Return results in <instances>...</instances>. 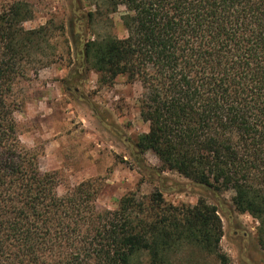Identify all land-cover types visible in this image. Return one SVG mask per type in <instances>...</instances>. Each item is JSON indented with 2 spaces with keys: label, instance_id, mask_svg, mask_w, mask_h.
<instances>
[{
  "label": "trees",
  "instance_id": "1",
  "mask_svg": "<svg viewBox=\"0 0 264 264\" xmlns=\"http://www.w3.org/2000/svg\"><path fill=\"white\" fill-rule=\"evenodd\" d=\"M98 1L89 25L108 2L113 12L125 7L126 34L72 37L74 70L106 86L122 75L140 83L148 131L131 144L136 164L151 151L196 185L232 191L233 210L257 217L264 234V0ZM20 10L0 11V264H166L165 253L186 240L229 264L218 208L203 199L172 205L137 189L100 209L92 180L57 194L56 173L40 170L14 118V83L32 50L40 55L44 32L25 30Z\"/></svg>",
  "mask_w": 264,
  "mask_h": 264
},
{
  "label": "rangeland",
  "instance_id": "2",
  "mask_svg": "<svg viewBox=\"0 0 264 264\" xmlns=\"http://www.w3.org/2000/svg\"><path fill=\"white\" fill-rule=\"evenodd\" d=\"M97 1L0 0V11L15 4L21 6V15L25 17L21 26L25 30L41 28L44 31L39 41L40 55L32 50L33 61L13 86V100L17 105L14 118L21 142L38 154L42 172L56 173L58 195L92 180L98 187L96 205L100 209H116L123 195L137 189L145 197L159 193L172 205L194 206L203 199L218 208L223 231L220 249L228 263L264 264L260 220L250 213L233 210L232 191L215 194L196 185L165 168L151 151L142 155L143 168L136 164L131 144L148 131V124L139 114L140 83H131L122 75L106 86L98 82L93 71L79 68L75 72L77 49L72 37L92 40L96 32L119 38L126 34L120 21L125 7L119 6L113 12L108 2H102V16L95 17V23L89 25L86 13L94 10ZM71 69L73 75L69 74ZM64 84L71 89L69 93L64 90ZM58 87L73 111L69 119L72 123L58 126V140L51 141L53 136L48 134L55 132L52 118L41 117L40 111L33 113L30 104L39 106V100L52 92L58 95ZM50 99L55 102L54 98ZM165 256L166 264H220L214 255L196 249L187 240L171 248ZM137 260L145 262L147 254H138Z\"/></svg>",
  "mask_w": 264,
  "mask_h": 264
},
{
  "label": "crops",
  "instance_id": "3",
  "mask_svg": "<svg viewBox=\"0 0 264 264\" xmlns=\"http://www.w3.org/2000/svg\"><path fill=\"white\" fill-rule=\"evenodd\" d=\"M58 89H60V93L58 95H54L51 90L50 92L52 93L49 92V95H47L46 97L44 96V100H39V106H37V104H30V111L32 110L33 113H35V111L37 113L38 111H40L42 113V115H40L41 117L52 118V124L54 126L55 132L54 134H48V136H53L51 137V141L58 140L56 139L58 126H67L68 124L72 123L71 120L69 121V119L71 118L70 116L71 114H73V111L70 108V105L67 104L65 100L66 95L62 92L61 87H58ZM45 94H47V92H45ZM50 98H54L55 102H52ZM49 101L50 105L48 103Z\"/></svg>",
  "mask_w": 264,
  "mask_h": 264
}]
</instances>
